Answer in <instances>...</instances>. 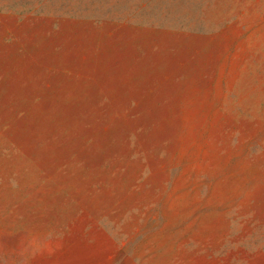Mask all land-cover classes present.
<instances>
[{
  "label": "rangeland",
  "instance_id": "374dc122",
  "mask_svg": "<svg viewBox=\"0 0 264 264\" xmlns=\"http://www.w3.org/2000/svg\"><path fill=\"white\" fill-rule=\"evenodd\" d=\"M0 264H264V0H0Z\"/></svg>",
  "mask_w": 264,
  "mask_h": 264
}]
</instances>
